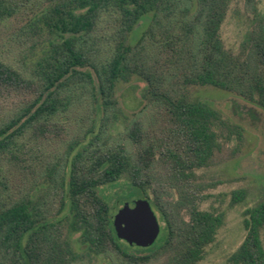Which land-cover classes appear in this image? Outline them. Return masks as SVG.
Segmentation results:
<instances>
[{"label":"trees","instance_id":"16d2710c","mask_svg":"<svg viewBox=\"0 0 264 264\" xmlns=\"http://www.w3.org/2000/svg\"><path fill=\"white\" fill-rule=\"evenodd\" d=\"M229 3L0 0V21L27 13L26 24L13 40L22 49L15 58L8 49L0 53V94L14 106L0 123V165L33 171L36 178L25 139L62 133L60 115L77 107H87L92 117L101 119L99 132L94 135L96 126L86 132L92 137L89 146L67 169L47 166L50 186L43 196L10 203L0 196V264H75L96 256L148 264L159 254L167 255L163 264L202 260L224 215L200 209L205 198L193 185L197 171L209 166L221 150L220 133L237 138L242 134L209 105L192 101L188 88L212 86L264 110L263 20L249 32L242 52L234 54L221 37ZM106 13L115 18L114 37L102 44L96 31ZM148 15L151 22L139 41L129 44V35ZM41 37L42 52L29 63L35 55L34 39ZM133 76L146 83L144 97L156 106L157 121L131 125L132 151L126 145H95L122 115L115 99L117 83ZM123 177L149 200L165 224L162 237L149 248L131 247L117 238L111 208L100 193ZM244 196V191L235 192L233 203ZM66 203L60 218L49 216V209ZM243 224L245 239L228 262L264 264V201L245 211ZM64 227L70 235L79 234L85 253L73 250L68 236H63Z\"/></svg>","mask_w":264,"mask_h":264},{"label":"rangeland","instance_id":"374dc122","mask_svg":"<svg viewBox=\"0 0 264 264\" xmlns=\"http://www.w3.org/2000/svg\"><path fill=\"white\" fill-rule=\"evenodd\" d=\"M26 14L21 11L16 17L0 21V53L3 49H8L10 58H15L18 51L22 49V44L17 41L14 43L13 40L21 30V26L26 24ZM151 19V15L145 16L135 26L129 35V44L134 45L139 41ZM261 20L264 25V0H256L252 4L245 0H230L225 21L221 27V37L225 47L234 54H240L249 32L258 27ZM114 23L115 18L108 13L101 18L96 38L102 44L112 41ZM44 43L43 37L34 39L35 55L28 60L29 63L37 60ZM103 48L102 45L101 55L105 53ZM88 70L84 69V71ZM145 91L146 83L137 76H133L127 83H117L115 99L122 110V115L115 125L108 128V132L96 141L95 145L102 147L126 145L130 151L133 150L131 140L128 138L131 125L139 120L147 124L157 121L158 110L144 97ZM188 96L194 102L209 105L221 115L230 128L242 134L241 138H237L235 134L229 137L225 133L226 137H224V133H220L221 150L216 152L209 166L197 171L193 184L202 190L201 196L205 198L200 203V209L224 215V223L215 241L206 247L204 256L198 264H230L229 259L238 250L246 236L243 224L245 211L264 201V110L234 94L212 86H191L188 88ZM5 98L6 96L0 94V123L13 111L14 107L8 101L6 102ZM83 108L86 111L82 107H77L60 115L59 121L64 124L62 133L35 139L28 137L31 139L24 140L28 164L34 168L36 178H33V171L23 172L10 168L7 163L0 165V196L5 203L43 196L50 186L47 166L53 163L59 167L66 165L65 169H67L76 154L85 146H89L92 137L86 136V132L96 126L94 135L97 134L101 119L98 116L92 117L87 107ZM77 142L81 143L78 147L74 146ZM71 146H74L73 150L70 149ZM91 151H93L92 147L88 154H91ZM238 191H244V200L233 203V195ZM100 193L109 203L113 219L126 205H133L135 201L144 199L124 177L115 184L102 187ZM67 208V203L62 207L59 204L49 209L48 214L53 219H57L66 213ZM156 213L162 232L165 224L160 219V214ZM62 233L63 236H68L66 238L71 241L75 252L85 253V246L80 243L79 234L70 235L66 227L62 229ZM161 237L162 233L157 241ZM166 260L167 255L159 254L148 264H163ZM75 264L124 263L116 256L113 259L107 256H96L95 258L84 257Z\"/></svg>","mask_w":264,"mask_h":264},{"label":"water","instance_id":"95a60500","mask_svg":"<svg viewBox=\"0 0 264 264\" xmlns=\"http://www.w3.org/2000/svg\"><path fill=\"white\" fill-rule=\"evenodd\" d=\"M117 238L131 247L149 248L161 233L159 217L147 199L126 205L113 219Z\"/></svg>","mask_w":264,"mask_h":264}]
</instances>
